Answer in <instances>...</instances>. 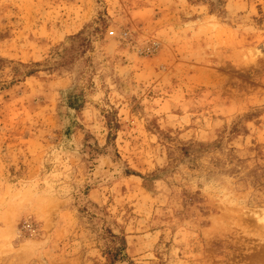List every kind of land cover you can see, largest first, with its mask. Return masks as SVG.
Here are the masks:
<instances>
[{
	"label": "rangeland",
	"instance_id": "1",
	"mask_svg": "<svg viewBox=\"0 0 264 264\" xmlns=\"http://www.w3.org/2000/svg\"><path fill=\"white\" fill-rule=\"evenodd\" d=\"M0 264H264V0H0Z\"/></svg>",
	"mask_w": 264,
	"mask_h": 264
},
{
	"label": "trees",
	"instance_id": "2",
	"mask_svg": "<svg viewBox=\"0 0 264 264\" xmlns=\"http://www.w3.org/2000/svg\"><path fill=\"white\" fill-rule=\"evenodd\" d=\"M124 257V256H123Z\"/></svg>",
	"mask_w": 264,
	"mask_h": 264
}]
</instances>
